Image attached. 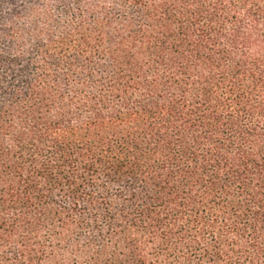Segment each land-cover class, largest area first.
I'll use <instances>...</instances> for the list:
<instances>
[{"label": "trees", "instance_id": "trees-1", "mask_svg": "<svg viewBox=\"0 0 264 264\" xmlns=\"http://www.w3.org/2000/svg\"><path fill=\"white\" fill-rule=\"evenodd\" d=\"M0 264H264V0H0Z\"/></svg>", "mask_w": 264, "mask_h": 264}]
</instances>
